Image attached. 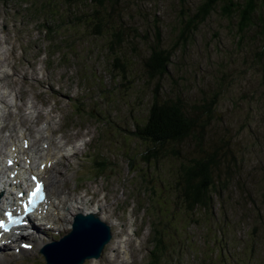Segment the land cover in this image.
<instances>
[{
  "label": "rangeland",
  "instance_id": "1",
  "mask_svg": "<svg viewBox=\"0 0 264 264\" xmlns=\"http://www.w3.org/2000/svg\"><path fill=\"white\" fill-rule=\"evenodd\" d=\"M202 1L118 0L116 9L120 13H112V24L127 22L133 26L132 32L136 28L141 35L132 44L126 42L121 49L122 52H127L132 61L129 74L131 81L123 88H119L111 76L112 56L107 50L108 32H105L106 35L92 33L91 29L78 24V20L74 18L79 12H87L90 6L84 7L76 3L77 8L71 13L66 0H56L55 8L60 13L53 16L46 13V21L52 26L48 38L44 37L40 26L42 18L39 12L43 9L44 0L0 2V86L4 87L1 93L5 96L4 101L8 98L6 95L11 94L9 99L22 106L17 110L18 119L13 128L15 131L1 130L0 143H6L7 146L10 136L14 137L18 129L27 127L34 144L36 143V159L44 157L39 151L41 139L37 130L41 117L46 118L44 112L50 111L57 96L53 90L42 93L35 84L28 81L31 75L26 76L25 73L30 71L28 66L33 61L36 67L43 59L44 55H37L45 43H48L49 56H54L47 62L51 65H42L41 74L48 73L55 81L56 74L64 69H75L77 75L71 76L69 72L65 86L68 91L77 94L72 102L79 97L91 100L92 103L100 102V107L105 108L104 113L112 116L111 121L100 127L93 118L87 122L88 126H97L98 131L92 145L86 148V170L91 168L89 156L100 160L103 154V158H108L104 161L106 172L101 175L100 171L97 172L92 167L91 171L85 173L79 189L82 201L87 202L88 206L76 199L70 202L73 210L81 208L79 203L83 204V209L102 203V216L108 220L105 215L109 214L112 220L118 221L117 227L111 225L113 242L106 245L101 257L95 260L96 264H128L123 255L124 250L117 248L116 243L120 241L121 247L126 246L128 255L133 260L131 264H143L142 256L152 245L149 238L150 219H144L147 224L140 227L143 232L141 235L129 234L115 216L117 211L113 207L116 199L113 200L110 194H116V198L119 195L120 200L127 197L128 206L134 205L131 197L137 193H140L141 200L145 202L143 205L149 200L147 195L142 198L143 190L137 191L138 187L146 184L145 177L141 174L145 164L138 158L130 166L129 155L141 147L129 130L133 127L134 119L145 120L150 109L153 85L148 83L142 72L144 56L149 54V48L155 42V26H159L161 30L162 46L174 52L170 74L162 80V94L181 95L188 105L199 104L211 99L215 93L218 94L214 118L207 128L205 146L216 148L221 157V181L216 190L215 206L210 213L200 214V217L191 216V220L185 210H181L178 215L173 213L180 208L173 186L175 167L179 162H167L163 167L146 166L148 173L152 170L154 176L159 177L156 181H162L161 186L168 189L164 197H161L168 204L167 215L162 218H170L169 232L173 239L169 240L163 264H221L222 257L218 255V248L226 241H229L228 248L231 249L230 257L223 256L227 259V264H247L253 260V264H264V257L261 261L264 254V57L261 59L257 54L261 51L262 42L256 28L242 37L238 33L237 18L224 16L220 6L183 41L180 38L182 18L184 15H191ZM34 65L30 68H34ZM59 65L64 68L60 69ZM99 81L102 82L101 93L97 95L99 98L93 97L95 93L87 94L86 90H77L78 86L85 83L94 86ZM59 94L64 97L68 92L60 90ZM63 105L62 110L65 111V101ZM30 106L33 108L28 109ZM115 110L118 111L117 115L113 113ZM57 115L59 117V113ZM110 132L113 133L110 135ZM68 137H71L70 134ZM190 146L194 148V141ZM198 149L196 146L193 151L198 153ZM0 150V155H5L2 146ZM127 150L129 154H124ZM73 163L79 165L76 160ZM55 170L59 171L61 188L66 190L69 186L73 187L74 182L67 177L66 168L57 167ZM146 178L150 179L148 175ZM64 196L65 194L61 195V198ZM66 200L69 203V196ZM146 207L147 205L143 206L141 210H146ZM137 209L139 210L138 206ZM73 210L69 211V215L73 214ZM152 210L153 207L149 212ZM64 215L62 220L70 224L71 216ZM140 221L141 218L137 217L136 224ZM43 242L42 240L40 244ZM80 253L79 250L78 254ZM22 255L25 258L22 260L32 261L36 257L39 258V264H44L39 256L41 254L36 250L22 252ZM11 260L4 258L0 262L16 264ZM71 260L70 256H61L58 263L70 264ZM85 264H94V261L87 260Z\"/></svg>",
  "mask_w": 264,
  "mask_h": 264
},
{
  "label": "trees",
  "instance_id": "2",
  "mask_svg": "<svg viewBox=\"0 0 264 264\" xmlns=\"http://www.w3.org/2000/svg\"><path fill=\"white\" fill-rule=\"evenodd\" d=\"M44 1V5L52 10V16L60 13L55 8L56 0ZM66 3L71 13L76 10V3L84 7L90 6L87 12H79V15L74 18L78 20V24L91 29L92 33L106 35L105 32H108L107 50L112 56L111 76L119 88L125 87V84L131 81L129 74H131L132 61L127 52H122L121 49L126 42L132 44L141 35L136 28H133L132 32L133 26L127 22L112 24V13H120L116 9L118 0H66ZM218 6L224 16L237 18L238 33L242 37L253 28L257 29L262 42L261 51L257 54L262 59L264 57V0H203L191 15L183 16L180 38L183 41L187 40V37L197 30ZM132 33H134L133 36ZM149 49V54L144 56L142 73L149 81L148 83L153 85L151 104L145 120L134 119L133 127L129 130L141 147L129 155V160L131 167L133 160L137 161L138 158L145 164L141 174L145 177L146 184L142 185L141 190L154 204L156 217L159 215L154 227L155 246L152 263L160 264L168 251L167 241L173 239L169 232L170 218L168 216L167 220L162 218L167 215L168 204L166 205L161 197H164L168 189L166 186L165 188L161 186L162 181L161 183L156 181L159 177L154 176L152 170L151 174L148 173L147 167L152 165L163 167L165 163L174 160L179 162L175 167L173 186L180 208L176 209L174 214L178 215L181 210H185L191 220L192 217H200V214H208L212 211V207L215 206L217 186L221 181V157L216 148L210 149L205 145L207 128L214 118L218 94L215 93L211 99L193 105H188L181 95H169L165 92L162 94V80L170 74L174 52L162 46L159 26H155V42ZM193 141L194 148L190 146ZM196 146L199 148L198 153L193 151ZM124 154H129V151H125ZM147 175L150 177L148 180ZM228 242L226 241L224 245L220 244L218 248V255L222 257L221 264L228 263L223 256L227 258L231 255ZM263 257L264 254L261 256V261ZM253 261L247 264H253Z\"/></svg>",
  "mask_w": 264,
  "mask_h": 264
},
{
  "label": "water",
  "instance_id": "3",
  "mask_svg": "<svg viewBox=\"0 0 264 264\" xmlns=\"http://www.w3.org/2000/svg\"><path fill=\"white\" fill-rule=\"evenodd\" d=\"M80 216L74 223L73 231L57 244V246L61 247V255L65 253L70 256L69 249H73V252L81 251L78 258L70 256L73 260H71L70 264L81 263L86 257L99 256L103 246L111 238L109 228L99 223L100 220L96 215ZM46 254L50 264H59L53 261L52 255L48 252Z\"/></svg>",
  "mask_w": 264,
  "mask_h": 264
},
{
  "label": "snow or ice",
  "instance_id": "4",
  "mask_svg": "<svg viewBox=\"0 0 264 264\" xmlns=\"http://www.w3.org/2000/svg\"><path fill=\"white\" fill-rule=\"evenodd\" d=\"M11 163V161H9ZM33 180H36V187L34 190L30 193H27L28 195V201L25 203V209L27 211H31V207L35 205L36 201L43 199V185L42 182L39 181L36 177H33ZM20 195L23 197L25 193H20ZM5 215L7 216V223L4 220H0V229H3L5 231L8 230L9 224H18L21 221L13 216L11 212H6ZM27 246V245H26Z\"/></svg>",
  "mask_w": 264,
  "mask_h": 264
},
{
  "label": "bare ground",
  "instance_id": "5",
  "mask_svg": "<svg viewBox=\"0 0 264 264\" xmlns=\"http://www.w3.org/2000/svg\"><path fill=\"white\" fill-rule=\"evenodd\" d=\"M23 135H24V137L23 138H26V136H25V132H23L22 133ZM13 142H15V140H13ZM0 152H1V150H0ZM1 154V153H0ZM47 155V158L49 157V154H46ZM5 156V155H4ZM7 156V155H6ZM6 156H5V158H6ZM2 156L0 155V158H1ZM3 171V167H1L0 166V175L2 174L1 172ZM48 181H49V183L51 184V186L53 187V188H55L54 187V184H55V177H54V175L52 174V171L50 172V175H49V177H48ZM56 193V192H55ZM67 204H68V201L66 200V199H61L60 200V202H59V207H58V209H59V214H58V217H59V222H60V225L61 226H63V224H66L63 220H62V216H63V214H64V210L66 209V206H67ZM63 223V224H62ZM68 223V222H67ZM69 251H70V255H73V256H75L74 255V253H72L73 252V249H69ZM76 257V256H75Z\"/></svg>",
  "mask_w": 264,
  "mask_h": 264
}]
</instances>
